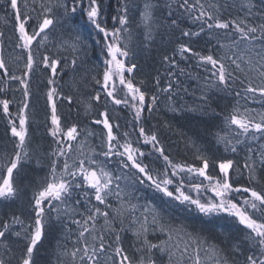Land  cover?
I'll list each match as a JSON object with an SVG mask.
<instances>
[{"label":"snow or ice","instance_id":"1","mask_svg":"<svg viewBox=\"0 0 264 264\" xmlns=\"http://www.w3.org/2000/svg\"><path fill=\"white\" fill-rule=\"evenodd\" d=\"M0 10L12 28L0 31L12 142L0 152V264H38L49 236L55 264H264V0H0ZM158 42L172 54L160 57L167 83L156 75L150 91L134 57ZM181 76L200 93L183 110L221 120L210 147L186 137L194 162L144 126L161 95L181 110ZM41 123L47 148L30 131ZM27 165L46 172L25 216L12 208L31 186ZM181 207L207 219L177 223Z\"/></svg>","mask_w":264,"mask_h":264},{"label":"trees","instance_id":"2","mask_svg":"<svg viewBox=\"0 0 264 264\" xmlns=\"http://www.w3.org/2000/svg\"><path fill=\"white\" fill-rule=\"evenodd\" d=\"M4 13L0 10V16H3ZM79 24L83 25V21H79ZM0 31H4L6 35H11L12 28L0 21ZM91 31V29H89ZM67 38V37H66ZM204 42L201 41L197 48L203 47ZM11 49H6L5 55ZM167 52V54H172V45L167 44L166 42L160 44L159 42L155 47L151 49L149 53H146L143 50L137 49L136 56L134 57L135 61L138 64V69L136 70V76L139 80L140 78L145 79L149 82L150 91H154L151 88L153 78L156 75L161 76L162 85L167 83L166 74L167 66L160 63L161 54ZM95 59V56L92 57ZM194 64L193 62H184L183 66H187L189 71L194 73L200 72V69L193 68L190 65ZM180 80L182 81V87L177 91V94L173 97V105L180 111L173 112L168 107V101L163 95L160 96V102L158 108L151 113L145 112L144 126L146 130H155L158 131L160 139L162 140L167 152L171 154L174 159H186L190 162H194V157L190 149H185V139L186 137H192L198 142L202 143L206 147L211 146V137L207 135V130L210 126H219L221 123L220 119H210L207 116H201L195 112H188L183 109L186 108H195L199 103V90L196 87L194 81L187 79L185 76H181ZM188 88V91L185 92L183 89ZM19 94H17V99H19ZM221 107L227 103L224 100L218 101ZM43 100H40V104L37 106L39 111V119L43 121L44 114L42 110ZM100 110H102V106ZM258 107V105L256 106ZM66 111V109H65ZM73 117L76 118V110L73 109ZM119 120L118 122L122 125V128H127V130L132 131L131 126L127 124V121L131 120V115L127 110L120 111L118 113ZM80 120H84L83 113L81 112L79 116ZM168 124L169 127H164L165 124ZM95 127V126H94ZM31 134L33 140L43 144L45 148L48 147V140L50 138L45 136L43 124H33L31 126ZM7 149L9 152L12 150V142L10 138V133H6V122L3 119H0V152ZM162 163V161H161ZM198 163V162H197ZM46 169L36 168L34 165L25 166L21 176L24 177V182L30 184L31 186L28 190L22 194L20 200L17 201L16 205L12 208V211H22L25 216L28 215V201L32 196L33 190L37 186V181L41 180L45 175ZM195 195V193H193ZM207 195H210L207 194ZM151 196L150 191L144 193V198L141 199V203H144L147 198ZM157 203H159L157 201ZM171 218L177 223L183 222L186 224H196L199 225L201 219H207L200 217V214L195 210L188 212L182 207L178 210L170 211ZM219 231V229H217ZM55 248H56V239L54 236H49L43 242V246L40 247V251L37 255L38 264H55Z\"/></svg>","mask_w":264,"mask_h":264}]
</instances>
